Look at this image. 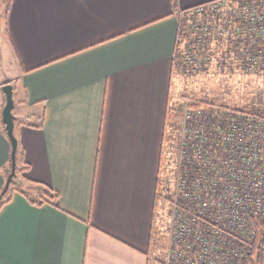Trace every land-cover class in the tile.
Returning <instances> with one entry per match:
<instances>
[{
	"label": "crops",
	"instance_id": "0c3cea01",
	"mask_svg": "<svg viewBox=\"0 0 264 264\" xmlns=\"http://www.w3.org/2000/svg\"><path fill=\"white\" fill-rule=\"evenodd\" d=\"M211 1L0 0V264H150L180 14Z\"/></svg>",
	"mask_w": 264,
	"mask_h": 264
},
{
	"label": "built area",
	"instance_id": "2783aa9c",
	"mask_svg": "<svg viewBox=\"0 0 264 264\" xmlns=\"http://www.w3.org/2000/svg\"><path fill=\"white\" fill-rule=\"evenodd\" d=\"M180 15L189 71L217 41L247 72H264V0H213ZM172 94L185 103L163 264H264V109L197 108Z\"/></svg>",
	"mask_w": 264,
	"mask_h": 264
},
{
	"label": "rangeland",
	"instance_id": "374dc122",
	"mask_svg": "<svg viewBox=\"0 0 264 264\" xmlns=\"http://www.w3.org/2000/svg\"><path fill=\"white\" fill-rule=\"evenodd\" d=\"M187 16L182 17L183 24L187 23ZM191 39L192 37H181V42L178 45L179 54L176 51L174 58V79L171 85L169 113L166 121L164 156L151 240L150 264H163L165 262L169 240L174 231L170 199L173 192L174 165L177 159L176 146L179 138L181 113L185 101L182 97H176L172 93L188 96L194 102L203 104L212 103L246 110L264 109V72H247L238 65L236 57L225 52L222 48L223 44L217 41L211 45L210 51L204 49V53L201 54L204 62L191 72L185 64L187 46L191 44ZM6 58L7 64L1 62V74L6 73L9 76L10 71L13 73L15 69L10 62L12 57L7 54ZM8 64H10V70ZM12 111L13 113L17 112L16 109ZM20 185V181L19 184L10 183V188ZM27 191L30 195L34 193L33 190Z\"/></svg>",
	"mask_w": 264,
	"mask_h": 264
},
{
	"label": "water",
	"instance_id": "95a60500",
	"mask_svg": "<svg viewBox=\"0 0 264 264\" xmlns=\"http://www.w3.org/2000/svg\"><path fill=\"white\" fill-rule=\"evenodd\" d=\"M1 88L5 94V104L2 108V121L4 123L6 134L10 141L11 150H10V166L7 171V176L4 186L0 192V198L2 194H4L7 191L10 183L19 184V180L17 179L15 172L16 169L15 154L17 149V139L13 133L15 116L12 113V109L14 107L12 85L10 83H5L1 86Z\"/></svg>",
	"mask_w": 264,
	"mask_h": 264
},
{
	"label": "trees",
	"instance_id": "16d2710c",
	"mask_svg": "<svg viewBox=\"0 0 264 264\" xmlns=\"http://www.w3.org/2000/svg\"><path fill=\"white\" fill-rule=\"evenodd\" d=\"M179 43H176V51H178L179 50ZM179 52V51H178ZM179 54V53H178ZM192 104V106L193 107H200L201 105H204L203 103H201V102H192L191 103ZM208 105H212V103H210V104H208ZM246 110V109H245ZM248 110H255V109H248ZM9 166H10V164H9ZM7 192V191H6ZM5 192V193H6ZM5 193L4 194H2V196H1V198H0V206L1 205H3L5 202H7L9 199L7 198L6 200H3V196L5 195ZM56 195L54 194V195H49V197L48 198H44V197H41V198H39L38 200H36V201H33V200H30L31 202H33V203H35V204H37V205H41L43 202H45V201H48L50 198H53V197H55Z\"/></svg>",
	"mask_w": 264,
	"mask_h": 264
}]
</instances>
